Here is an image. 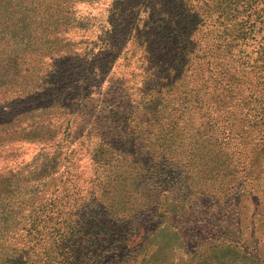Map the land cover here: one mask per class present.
I'll use <instances>...</instances> for the list:
<instances>
[{
	"label": "trees",
	"instance_id": "16d2710c",
	"mask_svg": "<svg viewBox=\"0 0 264 264\" xmlns=\"http://www.w3.org/2000/svg\"><path fill=\"white\" fill-rule=\"evenodd\" d=\"M262 148L264 0H0V264L137 262L168 196L219 264Z\"/></svg>",
	"mask_w": 264,
	"mask_h": 264
},
{
	"label": "rangeland",
	"instance_id": "374dc122",
	"mask_svg": "<svg viewBox=\"0 0 264 264\" xmlns=\"http://www.w3.org/2000/svg\"><path fill=\"white\" fill-rule=\"evenodd\" d=\"M253 49L251 48L250 51ZM262 150V158L264 159V148L260 151ZM214 167L211 166L210 168L212 170L209 173L210 181L213 182L217 178L222 180L221 175H224L226 171L213 170ZM256 185L259 190L264 188L261 183ZM162 200V213L169 211L178 213L179 218L176 221L178 228L165 223L155 232L150 233L148 230L143 229L140 234L129 242V248H135L138 245H141V248L137 249L139 251L137 262L128 264H217L212 260L211 255L208 256V259L204 257L206 254L202 252L205 249L208 250L207 246L200 249V251L198 247V251L196 252L197 244L195 238L197 236H208L206 234L212 231V226L208 225L205 228L194 230L192 233L193 237L187 235V225L183 223L182 217L189 209V206L173 200L170 196ZM234 207L233 204L231 208ZM236 208L242 214L241 220L235 219L233 223L226 225V227L228 228L227 233L234 238L232 240L240 242V245L230 244L225 241L223 250L218 255L220 259L215 260L219 264H264V201L262 200L260 203L252 197L246 196L242 201H238ZM214 209L215 207L213 206L212 210ZM238 224H240L239 227ZM241 228H243L245 238L241 236ZM254 237L260 242L257 245L258 251L255 253H253L255 248ZM254 254H258L259 258L255 259L251 257Z\"/></svg>",
	"mask_w": 264,
	"mask_h": 264
}]
</instances>
